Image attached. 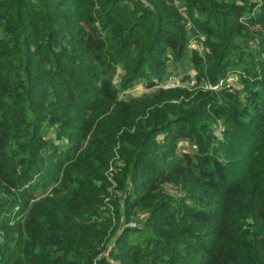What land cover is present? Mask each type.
<instances>
[{
    "label": "trees",
    "instance_id": "1",
    "mask_svg": "<svg viewBox=\"0 0 264 264\" xmlns=\"http://www.w3.org/2000/svg\"><path fill=\"white\" fill-rule=\"evenodd\" d=\"M0 264H264V0H0Z\"/></svg>",
    "mask_w": 264,
    "mask_h": 264
},
{
    "label": "rangeland",
    "instance_id": "2",
    "mask_svg": "<svg viewBox=\"0 0 264 264\" xmlns=\"http://www.w3.org/2000/svg\"><path fill=\"white\" fill-rule=\"evenodd\" d=\"M171 64V63H170ZM168 71L172 72V74H170L167 79L165 80L162 87L164 88H172L175 85H179V86H187L191 84V79L194 78V70L190 65H186L185 69L183 68H176L174 65H170ZM123 70L121 68H119L118 71V76L115 78V83L117 86L120 85V75L122 74ZM238 78L237 77H231L229 82L236 85ZM204 88L206 89H210V87L207 86V84L203 85ZM157 88H155V90L151 91L154 92L156 91ZM205 89V90H206ZM150 90H148L145 86L144 83L139 84L138 86H136L133 90H131L128 94H132L134 95V97H141L142 95H144L145 93H151ZM182 149V147H181Z\"/></svg>",
    "mask_w": 264,
    "mask_h": 264
},
{
    "label": "built area",
    "instance_id": "3",
    "mask_svg": "<svg viewBox=\"0 0 264 264\" xmlns=\"http://www.w3.org/2000/svg\"><path fill=\"white\" fill-rule=\"evenodd\" d=\"M183 15H184V17L185 18H188V15H187V13L185 12V11H183ZM192 46L194 47V48H196V49H198V50H203V46H202V43H192ZM222 84H223V82L219 85L220 87L222 86ZM190 85H194V80H193V78L191 79V84ZM176 87H180L179 85H175L174 87H172V88H176ZM219 87H215V88H213V89H218ZM131 228H135L136 227V224H134V223H132V224H130L129 225ZM112 248L113 247H110L108 250H107V252L105 253V256L106 257H108L109 258V255H110V252H111V250H112Z\"/></svg>",
    "mask_w": 264,
    "mask_h": 264
}]
</instances>
